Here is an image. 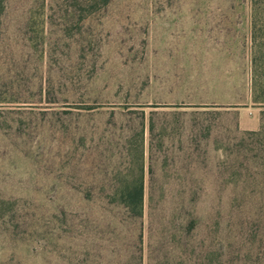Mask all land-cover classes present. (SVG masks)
<instances>
[{
    "label": "rangeland",
    "instance_id": "obj_1",
    "mask_svg": "<svg viewBox=\"0 0 264 264\" xmlns=\"http://www.w3.org/2000/svg\"><path fill=\"white\" fill-rule=\"evenodd\" d=\"M252 58L250 0H8L0 264H264Z\"/></svg>",
    "mask_w": 264,
    "mask_h": 264
},
{
    "label": "trees",
    "instance_id": "obj_2",
    "mask_svg": "<svg viewBox=\"0 0 264 264\" xmlns=\"http://www.w3.org/2000/svg\"><path fill=\"white\" fill-rule=\"evenodd\" d=\"M251 1V38L253 48V68L256 76L261 73L264 77V0H250ZM8 0H0V20L5 13ZM79 2V1H78ZM35 13L33 12L31 16ZM34 27V26H33ZM32 27V28H33ZM33 30V29H32ZM33 41V38H32ZM263 70V72H262ZM259 72V73H257ZM257 83H255V93L257 90ZM263 89V88H262ZM254 102L260 101L255 95ZM264 102V101H263ZM133 152V149H131ZM140 175L133 181L124 180L112 200L121 203L126 207L129 213L135 217H143L144 215V174H143V150L140 149Z\"/></svg>",
    "mask_w": 264,
    "mask_h": 264
}]
</instances>
